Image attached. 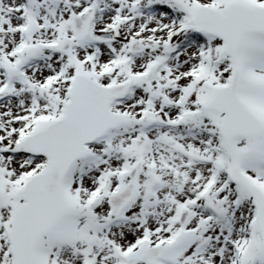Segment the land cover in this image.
Returning a JSON list of instances; mask_svg holds the SVG:
<instances>
[{
    "label": "snow or ice",
    "instance_id": "1",
    "mask_svg": "<svg viewBox=\"0 0 264 264\" xmlns=\"http://www.w3.org/2000/svg\"><path fill=\"white\" fill-rule=\"evenodd\" d=\"M0 264H264V0H0Z\"/></svg>",
    "mask_w": 264,
    "mask_h": 264
}]
</instances>
